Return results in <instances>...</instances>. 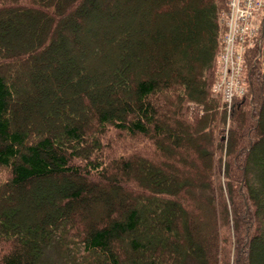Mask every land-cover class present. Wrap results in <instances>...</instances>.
<instances>
[{
  "label": "trees",
  "instance_id": "16d2710c",
  "mask_svg": "<svg viewBox=\"0 0 264 264\" xmlns=\"http://www.w3.org/2000/svg\"><path fill=\"white\" fill-rule=\"evenodd\" d=\"M102 1L0 0V264H264V16L229 106L212 91L227 0H144L147 30L122 10L79 61ZM49 71L20 122L17 82Z\"/></svg>",
  "mask_w": 264,
  "mask_h": 264
},
{
  "label": "rangeland",
  "instance_id": "374dc122",
  "mask_svg": "<svg viewBox=\"0 0 264 264\" xmlns=\"http://www.w3.org/2000/svg\"><path fill=\"white\" fill-rule=\"evenodd\" d=\"M115 0H113L114 2ZM153 1V0H151ZM102 4H96L94 6L95 9V13L91 14V21L93 23V25H91L89 28L84 29L83 33L80 34L79 36H76V40L79 44V52L82 53V56L79 55V61L84 60L86 57H94L96 55H98V46H100V43L102 42L103 39H105V37H103L104 35L108 34V31L105 30V23L103 21H110L113 22L114 19V14L116 15V18H119L118 16H121L122 14V10H129L128 15L132 18L136 17L137 15H141V18L143 21H139V25H141L143 27V30H147L145 28L148 27L147 25V13L149 14V8H148V3H146V1L144 0H120L119 4L124 6H129L130 8H122L120 7V5H114L115 7V11H107V6H108V0L106 1H102ZM173 17V16H172ZM198 15L197 13H193L192 17H188L186 19L187 24L189 25H193V20L197 19ZM96 19H99L100 21L97 22ZM175 20V17L172 18ZM120 20H122V23H124L126 26H130V19L129 20H125L123 18H120ZM118 20V22L120 21ZM176 22V21H173ZM120 23V24H122ZM131 24V23H130ZM111 27V26H110ZM131 27V26H130ZM113 28V27H111ZM110 28V29H111ZM161 30H163V32L161 31V34H159V36H164V31L166 29V26L162 25L161 26ZM131 29H134V26L131 27ZM174 30L172 31V36L176 37L177 35L174 33H177V31L175 30V28H173ZM112 30V29H111ZM139 31H141L140 29H138ZM143 31V32H144ZM160 38V37H159ZM94 42V48L93 49H89L86 46L90 43V42ZM152 43L154 44L155 48L158 47L159 48V40L157 39V44L156 41L154 39H152ZM76 47V46H75ZM74 47V48H75ZM107 48V46H106ZM49 65H51V63H49ZM46 69V68H45ZM48 70V69H47ZM59 73L58 72H54V71H49L48 75L50 77V79L52 81H45V84L42 85V83H37V82H33L31 80V77L29 76L27 79V83L29 81H31V86H27L24 84V82H17L19 83V91H17V93L22 92L23 94L20 97H16L13 98V106L18 107L20 110V122L21 120L24 121L26 124L32 122L34 123V117L33 115L39 111V109L44 105L45 103V97H43L47 90L50 88L51 84H53V80H55V76H57ZM15 125L19 124V121L15 120ZM4 176L5 173H1L0 172V182L4 181ZM53 189L55 191L59 190V185H57V187L53 186ZM24 194V193H23ZM22 192L20 193V201L18 202V205L20 206L19 208H21V213H25L27 212L28 216H35L37 214V209H41L43 203L41 201H39V195L37 192H34L33 190L29 191V195H23ZM118 195V194H117ZM117 195H113L111 197V195L109 196H105V201L106 204H113L114 202L118 203L120 200L119 198H117ZM6 200L8 202L12 201L11 200V195L6 193L5 196ZM93 211L100 216V214H102L104 211H102L100 203H96L94 204V206L92 207ZM203 220V218H202ZM262 256V249L259 246V250L257 253V258H260Z\"/></svg>",
  "mask_w": 264,
  "mask_h": 264
},
{
  "label": "built area",
  "instance_id": "2783aa9c",
  "mask_svg": "<svg viewBox=\"0 0 264 264\" xmlns=\"http://www.w3.org/2000/svg\"><path fill=\"white\" fill-rule=\"evenodd\" d=\"M225 32L218 53V78L213 91L230 106L246 92L245 65L250 48L260 44L264 0H228Z\"/></svg>",
  "mask_w": 264,
  "mask_h": 264
}]
</instances>
